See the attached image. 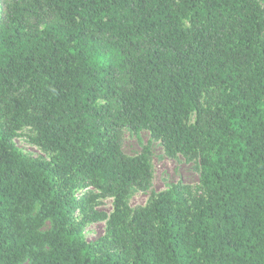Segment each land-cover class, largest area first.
Listing matches in <instances>:
<instances>
[{
    "label": "trees",
    "instance_id": "trees-1",
    "mask_svg": "<svg viewBox=\"0 0 264 264\" xmlns=\"http://www.w3.org/2000/svg\"><path fill=\"white\" fill-rule=\"evenodd\" d=\"M152 139L198 184L131 208ZM25 262L264 264V0H0V264Z\"/></svg>",
    "mask_w": 264,
    "mask_h": 264
},
{
    "label": "rangeland",
    "instance_id": "rangeland-1",
    "mask_svg": "<svg viewBox=\"0 0 264 264\" xmlns=\"http://www.w3.org/2000/svg\"><path fill=\"white\" fill-rule=\"evenodd\" d=\"M30 130L27 127L18 131L14 136V144L24 153L33 157L44 158L50 160V155L43 151L39 146L33 144L28 135ZM150 139L149 132L143 130L139 134H135L127 127L121 129L120 132V148L127 156H135L139 153L142 144ZM151 163H152V185L148 190L134 189L128 199L131 208L144 206L151 193H157L168 189L173 184L181 182L195 186L198 184V170L195 160H186L179 155L175 158L168 156L162 143L159 140H151ZM112 198H102L96 205V209L110 214L112 211ZM50 226L49 222L44 224V228ZM106 220H98L89 222L84 226L83 235L86 242L93 243L105 234ZM23 264H28L27 262Z\"/></svg>",
    "mask_w": 264,
    "mask_h": 264
}]
</instances>
